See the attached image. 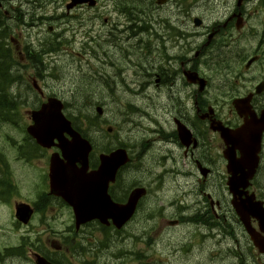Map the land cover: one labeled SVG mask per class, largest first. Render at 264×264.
Wrapping results in <instances>:
<instances>
[{
	"label": "flooded vegetation",
	"instance_id": "obj_1",
	"mask_svg": "<svg viewBox=\"0 0 264 264\" xmlns=\"http://www.w3.org/2000/svg\"><path fill=\"white\" fill-rule=\"evenodd\" d=\"M0 1V11L8 16L7 0ZM61 1L57 9L68 3ZM84 9L99 10L97 21L87 23L74 14ZM53 20L68 22L69 31L81 38L89 35L88 24L101 21L100 33L109 28L96 52L100 59L113 55L114 63H97L99 70L100 64L115 69L119 87L109 86L114 73L100 70L105 87L99 83L92 94L114 97L98 105L130 126L131 135L127 143L116 137L115 149L123 143L129 161L106 192L118 205L126 204L134 190H142L141 196L123 229L113 228L110 220L109 226L95 220L77 228L72 209L49 192V158L59 151L41 150L46 165L31 182L29 174L24 177L32 190L35 186L33 198L20 195L12 173L8 182L0 171V210L7 208L13 221L10 230L0 223V264H35L36 256L49 264H120L121 249L134 253L135 246L142 247L146 257L157 248L156 228L173 251L190 252L196 242L197 250L209 246V254L224 250L244 264H264V254L250 239L251 233L264 238L259 224L264 211L247 216V227L242 226L228 185L233 174L253 173L241 199L253 197L264 210V0H96L93 8L84 4ZM40 24L48 23L34 21L30 27ZM47 31L52 38L39 44L66 42L63 30L57 34L47 26ZM92 146L90 173L101 155L112 152L103 141ZM20 204L31 211L27 224L15 220ZM138 220L155 227L137 229ZM57 222L64 223L62 230H56ZM15 231L19 236L9 245ZM181 231L183 237L172 242L168 233Z\"/></svg>",
	"mask_w": 264,
	"mask_h": 264
},
{
	"label": "rangeland",
	"instance_id": "obj_2",
	"mask_svg": "<svg viewBox=\"0 0 264 264\" xmlns=\"http://www.w3.org/2000/svg\"><path fill=\"white\" fill-rule=\"evenodd\" d=\"M57 2H63L61 0H7L6 1V7L5 10L8 11V17L11 20H8V24L11 25V28L13 27L12 31V38L16 39L19 44V49L22 48V46H31V47H38L39 41L41 39H51L52 36L48 34L47 26H51L55 29H57V34L60 33L62 30L64 31V40L66 41L67 38L70 37V31H69V23L64 21H58L56 22L53 20L54 18H58L61 14L65 12L64 6H61L59 9H57L58 5ZM40 7L41 10H40ZM97 12L91 11L88 12V10H79L74 12V14H79L82 16L83 21L90 23L93 21L94 17L98 16L100 14L99 10H96ZM98 14V15H97ZM108 15V14H107ZM41 18V20H39ZM34 21H38L41 23H48L46 26H41L42 24L30 27ZM22 24L21 26H15ZM101 25V21H98L94 26L92 24H88L87 27L89 28V32L94 37V42L89 45L87 43L85 52L87 53V48L91 51H96L97 44L101 41L102 35L106 34V31L109 29H103L100 33L99 26ZM73 26L75 27L76 31L81 33V30L79 28L78 23H74ZM100 33V34H99ZM67 37V38H66ZM101 37V38H100ZM79 38V39H78ZM82 38L80 35L77 34L73 46L70 47L71 55L69 54V48L68 46L66 48H63V51H60L57 54H54L53 57H47L45 59H49L53 61L52 59H56V62L59 61V71L56 72L57 65L50 64L49 62H46L48 67L51 65L52 70L55 65V70L52 71L49 74H53L52 78L45 82V84L42 86L44 94L46 96L53 94L55 96H58L60 99H62L65 103H69L72 106H77L79 104V97L81 95L84 96V100H91L90 103H94L96 105V102H99L97 104H103L107 105L109 104V97H111L108 93L105 95L104 93L98 92L95 94H91L94 92V90H98L100 88L99 83L101 86L105 87L102 83L100 78V70L104 74L112 75L115 71L114 68H110L109 66H101L100 64V70L98 64H94L93 61H91V64L88 66H91L95 70L92 73L87 72V64L81 63V71L79 70V64L78 59H82L81 57H77V55L82 53V46L81 40ZM58 46V43L53 41H48L46 47L48 49H53V47ZM96 46V47H95ZM12 47H15V44L12 45ZM18 50H16L17 52ZM138 51L137 49L135 50ZM73 52V53H72ZM31 57H36L37 53L32 51ZM100 56V55H99ZM98 58V56H96ZM110 59H105V57L101 56L100 60L108 62L109 60L114 63V56H109ZM83 59H86V56H84ZM85 61V60H84ZM42 66V63L40 64ZM14 71L15 68H14ZM86 79H83L84 74ZM26 74V73H25ZM111 82H109L110 87L115 88L119 87L116 78H117V72H115L112 76ZM122 77V76H121ZM130 82H127L129 84ZM76 85H80L83 87L84 92L82 90H79L73 97L67 95L69 91H72L75 89ZM21 84L18 83L15 90L17 91V94L21 90ZM90 87V88H89ZM116 95V94H115ZM109 96V97H108ZM71 97V98H70ZM114 98V97H111ZM41 101V98L36 97V95L32 92H30L29 100L24 105L22 113V120L20 121V125L24 126L29 123V119L25 115V112L31 109H34L36 105ZM82 103V101H81ZM68 107H70L68 105ZM66 113V112H65ZM108 117L110 119H113L112 114L109 112ZM109 121V120H108ZM111 124H106L109 127L113 128V131H118L117 136L119 137L120 141H124L125 143L128 142L130 138V126L123 124L122 122L118 121H109ZM7 136H9L14 142L20 143L24 140V135L21 133V131L17 128H14L12 126L7 125H0V146L3 147L5 154L7 155L9 160L16 159V153L14 150L16 148L9 147L11 143L9 140H7ZM110 144L114 143V138L108 137ZM10 144V145H9ZM41 155L38 157L37 160H35L34 166L36 169L43 168L44 163H46V160L43 157V152L40 153ZM31 168V167H30ZM12 174L14 175V179L19 181L18 184L20 187H22L20 191V195H23L24 197H31L32 193L30 190L31 188L27 187L26 185V179L24 177L26 175H30V177L33 175V173L30 171L28 164L26 162H17L12 164ZM31 179V178H30ZM9 210L7 208H2L0 210V223L5 226L7 229H11V225H13L12 219L9 218ZM60 221H65L66 217L62 216L59 218ZM141 220H138L135 226L137 229L141 228H152L155 227V225L151 223H145L144 221L142 224H139ZM64 226V223L55 225L56 230H62V227ZM17 230V229H16ZM130 231V229L128 230ZM12 234V233H11ZM11 234L9 236H11ZM184 232H173L168 233V236L171 238V241L176 243V241H179L180 238L183 237ZM19 236V233L15 231V233L9 238L8 244H13L16 240V238ZM168 237L164 233L158 230L156 228L153 233V240L154 244L155 241L158 243V247L154 248L150 252V254L146 255L147 262L149 264H206L210 254L208 253V250L206 248H209V246H200L201 250H196V242L193 243V248L190 253L183 254L182 252L173 253V250L169 249L167 247ZM129 244L133 245V242L130 241ZM132 248V247H130ZM135 251L138 252L139 255H145L144 248H137L135 246ZM105 254L111 255L112 252L105 250ZM119 258L120 263L127 258L132 257V253L128 252L126 250H122L119 252ZM146 260H144L142 263L135 262L134 264H145ZM217 264H225V262H219Z\"/></svg>",
	"mask_w": 264,
	"mask_h": 264
},
{
	"label": "water",
	"instance_id": "obj_3",
	"mask_svg": "<svg viewBox=\"0 0 264 264\" xmlns=\"http://www.w3.org/2000/svg\"><path fill=\"white\" fill-rule=\"evenodd\" d=\"M71 1L68 8L81 4L94 5L93 0ZM61 110L62 105L58 100L49 99L38 111L31 113L34 125L27 129L28 134L41 146L49 147L53 145L54 140L58 141L56 146L60 149L63 160L56 155L51 158L49 177L52 193L72 208L77 224L95 219L102 222L110 218L113 225L120 228L133 215L141 195V190L133 192L127 204L120 206L112 203L106 193L108 182L113 181L117 169L127 162L125 151L117 150L109 156H101L98 171L87 176L91 146L71 129ZM64 134H67L70 140L64 138ZM246 181L247 175L234 176L230 184L234 196L233 208L241 221L246 212L252 213L253 210L251 204H242L236 199L237 192L245 188L243 183ZM28 215L25 206L17 208L19 220L26 222ZM260 246L264 247V244L260 243Z\"/></svg>",
	"mask_w": 264,
	"mask_h": 264
},
{
	"label": "trees",
	"instance_id": "obj_4",
	"mask_svg": "<svg viewBox=\"0 0 264 264\" xmlns=\"http://www.w3.org/2000/svg\"><path fill=\"white\" fill-rule=\"evenodd\" d=\"M11 25L8 24V18L0 12V122L11 123L15 120L16 115H18V100L21 98V95L15 94L14 90L12 93L10 92V86L15 81L14 76L16 75V71H14L13 59L15 56L13 54L12 47L7 42V37L10 33ZM53 49L45 48V52H50ZM42 53V52H41ZM41 53L37 54L36 59L37 62L41 60ZM32 58V57H31ZM41 64V62H40ZM19 82L14 83V87L18 85ZM71 120L74 124H77L80 131H82V123L87 124V128L92 130L96 125V118H91L83 112L81 109H75V111L71 114ZM0 153V157H1ZM20 156H27L26 153H21ZM0 166H5L3 160H0ZM9 175V174H8ZM1 180V179H0ZM4 180V179H2Z\"/></svg>",
	"mask_w": 264,
	"mask_h": 264
},
{
	"label": "bare ground",
	"instance_id": "obj_5",
	"mask_svg": "<svg viewBox=\"0 0 264 264\" xmlns=\"http://www.w3.org/2000/svg\"><path fill=\"white\" fill-rule=\"evenodd\" d=\"M0 12L3 13L2 11H0ZM3 14L5 15V13H3ZM6 17L8 18V20H11L8 16H6ZM39 20H41V18Z\"/></svg>",
	"mask_w": 264,
	"mask_h": 264
}]
</instances>
